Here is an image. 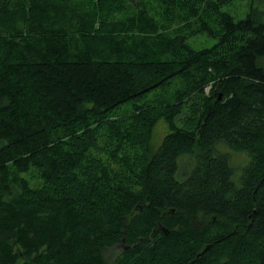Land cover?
Returning <instances> with one entry per match:
<instances>
[{"label": "trees", "instance_id": "trees-1", "mask_svg": "<svg viewBox=\"0 0 264 264\" xmlns=\"http://www.w3.org/2000/svg\"><path fill=\"white\" fill-rule=\"evenodd\" d=\"M233 1L0 0V264H264V11Z\"/></svg>", "mask_w": 264, "mask_h": 264}, {"label": "rangeland", "instance_id": "rangeland-1", "mask_svg": "<svg viewBox=\"0 0 264 264\" xmlns=\"http://www.w3.org/2000/svg\"><path fill=\"white\" fill-rule=\"evenodd\" d=\"M255 6L258 7L260 10L264 11V0H253ZM252 4V0H234L228 7L225 8L226 11L230 12L234 17L238 19H244L247 17L249 7ZM217 43V40L208 36L207 34H199L195 37H191L189 39V44L195 50H201L204 48H210ZM210 88L206 89L208 93ZM144 100L139 101L138 103L141 104ZM133 107L130 104H124L118 110L120 113H124ZM171 132L169 125L166 123L165 120H161L154 129L153 139L151 142V154H156L159 148L161 147L164 138ZM218 151L222 154H228L230 156L231 163L235 167L237 171V175H240L246 166L249 165L251 161V157L245 153H239L230 150V148L224 144L218 145ZM188 157V156H186ZM186 162V161H185ZM192 169L191 165H188V162L183 164L182 171L184 173H190ZM117 250L111 249L107 251V256H113Z\"/></svg>", "mask_w": 264, "mask_h": 264}, {"label": "water", "instance_id": "water-1", "mask_svg": "<svg viewBox=\"0 0 264 264\" xmlns=\"http://www.w3.org/2000/svg\"><path fill=\"white\" fill-rule=\"evenodd\" d=\"M164 231L167 233L168 232V230L167 229H164Z\"/></svg>", "mask_w": 264, "mask_h": 264}]
</instances>
